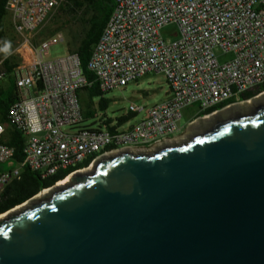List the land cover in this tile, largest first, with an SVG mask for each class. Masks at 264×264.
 <instances>
[{"label": "built area", "instance_id": "2783aa9c", "mask_svg": "<svg viewBox=\"0 0 264 264\" xmlns=\"http://www.w3.org/2000/svg\"><path fill=\"white\" fill-rule=\"evenodd\" d=\"M63 1L6 2L21 57L12 72L20 98L10 107L8 122L24 133L25 158L17 168L0 172V189L19 179L25 166L44 179L76 169L69 177L121 152H150L177 139L183 109L197 105L203 114L227 104L205 118L264 95L259 92L264 84V0H114L88 62L94 81L84 75L77 53L51 57L52 47L66 43L62 32L35 43ZM169 27H174L167 32L174 38L164 36ZM151 73L165 77L166 101L148 109L132 104L117 121L103 117L99 127L81 126L91 117L82 91L97 83L103 95ZM7 75L0 69V80ZM248 93L256 95L246 99ZM141 113L142 119L129 128L127 122L120 124ZM5 133L0 123V165L15 154L3 141Z\"/></svg>", "mask_w": 264, "mask_h": 264}, {"label": "water", "instance_id": "95a60500", "mask_svg": "<svg viewBox=\"0 0 264 264\" xmlns=\"http://www.w3.org/2000/svg\"><path fill=\"white\" fill-rule=\"evenodd\" d=\"M242 106L1 214L0 264H264V100Z\"/></svg>", "mask_w": 264, "mask_h": 264}, {"label": "trees", "instance_id": "16d2710c", "mask_svg": "<svg viewBox=\"0 0 264 264\" xmlns=\"http://www.w3.org/2000/svg\"><path fill=\"white\" fill-rule=\"evenodd\" d=\"M6 2L7 0H0V53L4 59L3 68L8 74L6 77L8 84H5L4 80H0V123L6 125V133L3 136V141L15 149L14 157L10 160L11 169L9 171H11L15 168L14 166L19 165L24 161L25 136L22 131L11 126L8 122L10 107L20 98V93L16 81L12 76V72L16 65L12 63V60L8 56L10 53V47L7 52L4 51L6 44H8L5 29V19L8 15L6 11ZM114 8V0H64L62 5L58 8L60 12L71 14L72 18L79 20L81 23L82 32L76 39H74L73 43H69V51L79 55L82 71L89 81H94V75L88 69V62ZM57 32L58 31L56 30L49 33V35L52 36ZM72 45H74V47H72ZM262 91H264V84L259 88V92ZM88 93L90 96L102 95L97 83L88 90ZM254 95L256 94L248 93L245 98L249 99ZM225 105L227 104L212 107L203 112L202 116L221 109ZM107 106L108 103L102 99L100 108L106 109ZM85 112L87 116L92 115L90 109ZM133 116L134 115H130L127 118L120 120V124L128 122ZM74 170L76 169L60 171L56 175L44 179L38 172L32 171L29 167L25 166L21 169V176L19 179L10 181L3 189H0V215L26 203L43 190L54 186L57 182L63 181Z\"/></svg>", "mask_w": 264, "mask_h": 264}, {"label": "rangeland", "instance_id": "374dc122", "mask_svg": "<svg viewBox=\"0 0 264 264\" xmlns=\"http://www.w3.org/2000/svg\"><path fill=\"white\" fill-rule=\"evenodd\" d=\"M5 27L6 38L8 40V44H10L9 57L12 60V63L17 65L21 60V57L17 53L20 38L15 33V30L11 26L8 18L6 19ZM56 30L58 32H62L65 35L66 43L52 47V58H57L68 53L69 43H73L74 39L79 36V34L82 32V26L79 20H75V18H72L71 14H66L64 12H60V10H56L53 16L42 28V30L35 36V42L38 43L42 39L48 38L50 36L49 33ZM170 30H174V27L166 28L163 31L165 38H174L167 33ZM72 47H74V45H72ZM0 63H2L0 69L5 70L3 68V57L1 53ZM4 83L8 84L7 78L4 79ZM88 90H84L81 92V101L84 110L86 111L90 109L92 111V115L91 117L86 119L81 126L99 127L100 120L103 117L113 119V121H117L116 119L126 116L132 104L140 107H146L148 109L156 104H160L166 101L168 97L169 87L163 75L151 73L139 79L138 81L129 83L125 87L113 90L101 96H90ZM102 99H104L108 103L106 109L100 108ZM263 100L264 95L258 99L253 100L250 104L243 105L242 107L250 108L257 105L259 101ZM222 114L226 115L227 111L223 112ZM143 116L144 113L134 115L125 124V128H129L131 125L136 124L142 119ZM199 117H202V114L199 113V108L197 105L183 109L182 118L179 120L181 131L180 133L176 134V136L178 137L173 142L187 141L188 138L191 135L195 134L200 127L209 124V122L205 123L202 121L193 123L194 120ZM10 163L11 161L2 163L0 165V172L9 171L11 169ZM14 167L17 168L18 165Z\"/></svg>", "mask_w": 264, "mask_h": 264}, {"label": "bare ground", "instance_id": "6f19581e", "mask_svg": "<svg viewBox=\"0 0 264 264\" xmlns=\"http://www.w3.org/2000/svg\"><path fill=\"white\" fill-rule=\"evenodd\" d=\"M251 102H252V101H250V102H248V103H246V104H250ZM219 114H220V113L215 114V115L207 116V117L203 118L201 121H202V122H205V123H207V122L211 123L216 117L219 116ZM183 142H186V141H181L180 143H177V144H175V143H173V142H170V143H173V144L166 143V144H164V145H167V144H168L167 146H174V145H180V144L183 143ZM164 145H162V146L164 147ZM162 146L157 147V148L153 149V150L150 151V152H155L157 149L162 148ZM133 153H134V154H139V153H144V152H143V151H136V152H133ZM93 171H94V167H93L91 170L87 171V173H89V172H93ZM69 179H70V176L67 177L66 179H64L63 181H61V182L59 183V185H60V186H62V185H66V183L69 182ZM48 192H50V190H45L41 195H39V197H43V196H44L45 194H47ZM5 216H6V215H0V220L3 219Z\"/></svg>", "mask_w": 264, "mask_h": 264}, {"label": "crops", "instance_id": "0c3cea01", "mask_svg": "<svg viewBox=\"0 0 264 264\" xmlns=\"http://www.w3.org/2000/svg\"><path fill=\"white\" fill-rule=\"evenodd\" d=\"M8 18V20L10 21V24H11V26H12V23H11V19H10V17L7 15V17H6V19ZM6 19H5V24H6ZM13 27V26H12ZM6 28V27H5ZM10 55V54H9ZM8 55V56H9ZM4 60V59H3ZM16 67V66H15Z\"/></svg>", "mask_w": 264, "mask_h": 264}, {"label": "clouds", "instance_id": "9594fccd", "mask_svg": "<svg viewBox=\"0 0 264 264\" xmlns=\"http://www.w3.org/2000/svg\"><path fill=\"white\" fill-rule=\"evenodd\" d=\"M9 47H10V44H6V47H5L4 51L7 52Z\"/></svg>", "mask_w": 264, "mask_h": 264}, {"label": "flooded vegetation", "instance_id": "af4514ba", "mask_svg": "<svg viewBox=\"0 0 264 264\" xmlns=\"http://www.w3.org/2000/svg\"><path fill=\"white\" fill-rule=\"evenodd\" d=\"M181 142V141H180ZM180 142H173V143H175V144H177V143H180ZM173 143H170V144H173ZM168 145V144H167ZM165 146V145H164ZM163 147V146H162Z\"/></svg>", "mask_w": 264, "mask_h": 264}]
</instances>
